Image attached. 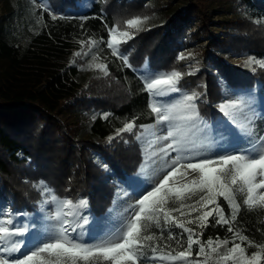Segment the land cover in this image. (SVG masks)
I'll return each mask as SVG.
<instances>
[{
    "label": "trees",
    "instance_id": "16d2710c",
    "mask_svg": "<svg viewBox=\"0 0 264 264\" xmlns=\"http://www.w3.org/2000/svg\"><path fill=\"white\" fill-rule=\"evenodd\" d=\"M77 1L47 0L48 7L39 5L36 0H3L2 3L0 61L8 63V70L6 80L0 84V200L11 199V207L20 212L36 209L42 197L36 189L40 180L48 182L56 194L76 202L86 200L90 214H100L110 207L115 199L117 179L126 180L144 161L139 143L126 145L118 141L128 132L117 135V130L126 122L135 121L134 129H139L156 120L150 108V94L134 66L146 60L165 71L181 68L184 61L178 56L180 41L188 33L196 34L190 32L189 22H198L210 38L201 55L198 76H182L178 87L194 89L200 94L197 107L201 115L209 121L224 116L219 109L224 95L221 81L233 89L264 90V68L255 64L247 66L248 59L236 64L226 60L230 48L240 51L243 43L236 33L225 38L208 33L210 16L202 0H187L186 6L172 11L163 8L165 19L162 22L152 24L142 34L143 38L139 35L124 46L125 50H130L131 67L112 55L107 47L108 29L116 25L117 15L132 8L131 3L98 0L81 14H55L58 10L77 7ZM228 1L240 5L242 16L264 30V0ZM152 36L153 43L149 39ZM146 37L142 44L140 40ZM91 39L96 40L97 45L90 54L104 60L107 74L103 71L88 77L98 81L110 76L120 82L126 90L124 100L87 97L86 91L102 92L104 83L94 81L88 83L86 89L75 86L78 80H84L82 69L80 65L68 66L67 61L81 41ZM250 43L244 47L248 57L264 60V43L255 45L254 40ZM197 80L201 82L199 87ZM78 90L83 92L80 98ZM65 98L74 99L68 106L70 122L61 115ZM85 110H88L87 115L83 117ZM219 202L226 216L229 215L223 198ZM227 227L215 224L210 217L202 240L219 237L231 241L232 234ZM234 228L257 243L264 241V211H247L241 205ZM171 231L180 233L182 230L173 227ZM254 250L247 249L249 253ZM195 252L194 245V257ZM216 258L214 255L213 264Z\"/></svg>",
    "mask_w": 264,
    "mask_h": 264
},
{
    "label": "snow or ice",
    "instance_id": "6c2138e0",
    "mask_svg": "<svg viewBox=\"0 0 264 264\" xmlns=\"http://www.w3.org/2000/svg\"><path fill=\"white\" fill-rule=\"evenodd\" d=\"M148 19L135 17L128 19L126 25L138 29ZM108 33L107 47L112 55L131 67L118 45L132 39V34L120 31L119 26L109 28ZM80 43L94 45L96 41ZM75 55L80 56L81 52ZM184 58L181 54L180 59ZM253 64L264 68V60L250 56L246 65ZM93 66L107 74L106 65ZM182 76L179 71L156 74L145 79L144 88L153 97L166 96L180 91L178 84ZM198 98L199 94L193 92L184 94L176 103L150 105L157 123L167 126L166 135L155 138L168 143L151 152L149 157H159L162 163L157 171L162 175L150 186H139V199L115 228L98 239L85 241L84 226L89 224V219L79 210L86 209L88 202L81 199L74 203L52 195L44 203L57 204L55 214L48 217L55 223L42 224L41 235L34 237L36 242L31 247H26L23 240L15 238L28 234L29 227L16 223L13 216L28 214H14L9 207L0 205V217H4L0 219V264H213L214 255L217 257L214 264H262L264 241L257 243L249 239L234 224L241 205L247 211H264V128L258 131L256 124L258 119L264 121V117L256 113L250 94L226 99L219 109L229 120L221 124L236 125L237 134L228 143L221 144L220 152L213 155L214 142L200 135L203 129L196 104ZM135 127V121L126 122L117 130V135L131 132ZM140 127L153 130L154 134V125ZM220 198L229 209L227 216ZM210 217L215 224L228 226L231 241L219 237L202 240ZM173 227L182 231L175 233L171 231ZM153 228L158 231H150ZM22 248H25L23 252ZM248 248L255 250L249 253ZM16 253L20 255L15 256Z\"/></svg>",
    "mask_w": 264,
    "mask_h": 264
},
{
    "label": "rangeland",
    "instance_id": "374dc122",
    "mask_svg": "<svg viewBox=\"0 0 264 264\" xmlns=\"http://www.w3.org/2000/svg\"><path fill=\"white\" fill-rule=\"evenodd\" d=\"M39 5H44L45 7H48L47 0H36ZM98 0H78L77 7H68L65 11L58 10L55 12V14H63V15H77L84 13L88 11L93 3ZM129 3H131L132 8H126L127 10L122 15H117V23L115 26H119L120 31H129L132 34V39L137 38L139 35L144 34L147 32L149 27L158 22L163 21L165 19L164 17V11L163 8L166 9L165 11H172L176 9L177 7H184L187 5V0H128ZM201 1V0H200ZM206 3V9H208V14L210 16V20L208 21L207 28L210 29V32L214 36H217L218 38H225L229 34L236 33L240 38V43H243L242 50L232 51L230 53L229 51L226 53L225 58L228 62L232 64L240 63L243 60L248 59V54H246L245 51H247L244 47L249 42L253 43V40L255 43L260 42L264 43V30L260 25L255 24V22L248 20L247 18L243 17L241 12V6L234 3L229 2L228 0H202ZM3 0H0V19L3 16ZM135 17H148L149 19L145 22L139 25V28H129L126 25V21L128 19H133ZM194 20V19H193ZM191 28V33H196L192 36L191 34H187V37L184 38V40L180 41V47L178 51V56L180 59L181 54L185 57L182 59L183 65L181 68H173L175 70L173 71H179L183 76L186 78L189 77L188 75L196 74L198 76V73L201 68L202 64V53L204 51V48L207 46L209 41V36L205 32L204 29L199 26V23L196 21L189 22ZM145 27V28H143ZM151 30L149 32V35H151ZM144 31V32H142ZM242 34V35H241ZM148 35V34H145ZM196 35V36H195ZM151 37V36H150ZM143 38V35L141 36ZM140 38V39H141ZM132 39L127 40L126 43H129L132 41ZM139 39V40H140ZM146 39H141L140 41L142 44H145ZM151 42L153 43V40H155L152 36ZM94 40V39H91ZM96 41V40H94ZM186 41V42H185ZM126 43H121L118 45L119 51L123 53L125 56H127L128 63L130 64L129 60V53L130 50H125L124 46H126ZM239 43V44H240ZM250 43V44H251ZM257 43L255 45H257ZM97 45V41L94 45L85 43L83 46L80 44L79 46L75 47L71 53L70 60L67 61V65H80L82 69V80H78L79 83L75 84L76 87L83 86L84 89H86L88 83H94V79H91L88 77L89 74L95 73L98 74L100 72H103L102 70L95 68L93 65L100 63L106 65L104 60L100 59L99 57L95 55L90 54V50L93 48V46ZM149 46V45H148ZM128 49V47H127ZM81 52L80 56H76L75 53ZM86 53V54H85ZM260 60V59H258ZM134 68L137 70L140 77L145 82L146 78H150L156 74L161 73H171L172 71H165L161 68L158 69L156 67L151 66V64L148 61H139L137 66H134ZM210 69H213L210 67ZM261 69V68H260ZM7 70H8V63L0 61V84L2 81L6 80L7 76ZM96 83H104L102 92H97L92 94L90 91H86L87 97L91 98H97V99H104V101H110L112 99L118 100H124L126 98V90L124 87L120 84V82L115 81L112 77L107 76L106 78H103L101 80L96 81ZM200 80H197L196 84L199 87L200 86ZM73 86L74 84L71 83ZM221 84L223 86V100L221 103H224L226 99L230 98H236L240 95H251L253 98V108L255 109L256 113L264 117V90L258 91L257 88H245V89H233L230 86H227L224 81H221ZM78 85V86H77ZM98 85V84H97ZM78 89H80L78 87ZM180 91L169 93L166 96H156L153 97L150 95V103H158V104H171L176 103L180 99H182L184 94H191L193 92H196L194 89H185L183 87H179ZM197 93V92H196ZM83 94L82 90H78L77 97H81ZM91 94L93 96H91ZM199 94V93H198ZM200 96V94H199ZM74 101V99L65 98L62 100V118L66 119L70 122L67 117H69L70 112L68 110V106ZM197 104V100H196ZM88 110L84 111L83 117L87 115ZM199 111V110H198ZM200 113V112H199ZM224 115V114H223ZM78 116V115H77ZM202 123L200 124V127L203 129V131L200 133L202 137H207L211 141L214 142L215 147L213 149V155L220 152V145L228 143L232 140L233 136L237 134V128L236 125H232L230 122L228 123L227 127L225 125L221 124V121H228L229 118L225 115L222 117H218L216 120L209 121L207 118H205L203 115H201ZM86 117V116H85ZM239 122L243 123L242 120ZM257 124V130L261 129L264 126V121L258 119L256 121ZM148 125H154V134L153 130H145L142 128L139 129H133L131 132H128L127 135H121L118 138V141H122L124 144H131V142H137L139 143L143 156L144 161L141 164L140 168L135 173L128 174V178L126 180L117 179L118 184L116 187V195L113 203L110 205V207L105 211L99 213H89L88 208L79 210L81 215L86 216L89 219V224L84 226V239L85 241L91 242L93 239H98L101 236L105 235L109 230L115 228L121 219L127 217L130 212L132 211V208L135 206L136 200L139 199V195L137 192V189L140 185H151L155 182L156 179L159 178L158 175V169L161 167V161L159 157H154L152 159H149L151 152L155 151L159 147L164 146L168 141H157L156 136H163L166 135L167 126L165 124L157 123V117L156 120ZM141 133H144L141 139H137L138 136H141ZM109 142H112V139H110ZM176 153H172V157H174ZM171 159V157H169ZM195 175V174H191ZM43 181L44 185L41 186L40 182ZM50 189L51 191H45V189ZM36 189L40 191L42 197L38 200L37 207L32 212H25L28 215H14L13 219L18 224H26L29 227V233L26 234L24 237H16L15 239L23 240L25 242L26 247H31L36 241L34 240L35 236L41 235L39 232V229L42 224L48 225V224H54L55 221L49 220L48 217L53 216L55 214V211L57 210V204L56 203H44L45 201H50L52 195H56L60 200L65 199H71L69 197H64L59 194H56L53 190V188L46 182L45 180H40L39 183H37ZM72 200V199H71ZM74 203H78L74 200H72ZM0 205H5L10 208V210L14 214H20L24 212L17 211L16 209L12 208V200H0ZM67 211V209H65ZM4 217H0V219H3ZM151 231V230H150ZM75 235V234H73ZM25 248L21 249V252H23ZM15 256H19L20 253L14 254Z\"/></svg>",
    "mask_w": 264,
    "mask_h": 264
}]
</instances>
